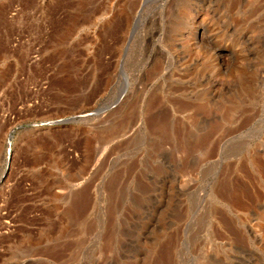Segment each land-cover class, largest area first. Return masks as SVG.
<instances>
[{"label":"rangeland","instance_id":"rangeland-1","mask_svg":"<svg viewBox=\"0 0 264 264\" xmlns=\"http://www.w3.org/2000/svg\"><path fill=\"white\" fill-rule=\"evenodd\" d=\"M0 264H264V0H0Z\"/></svg>","mask_w":264,"mask_h":264},{"label":"water","instance_id":"water-1","mask_svg":"<svg viewBox=\"0 0 264 264\" xmlns=\"http://www.w3.org/2000/svg\"><path fill=\"white\" fill-rule=\"evenodd\" d=\"M96 112H99V110H97ZM12 132H13V129L10 131L9 133V137L11 138L12 137Z\"/></svg>","mask_w":264,"mask_h":264},{"label":"bare ground","instance_id":"bare-ground-1","mask_svg":"<svg viewBox=\"0 0 264 264\" xmlns=\"http://www.w3.org/2000/svg\"><path fill=\"white\" fill-rule=\"evenodd\" d=\"M192 34V33H191ZM192 35H194V34H192ZM197 37V36H196Z\"/></svg>","mask_w":264,"mask_h":264}]
</instances>
